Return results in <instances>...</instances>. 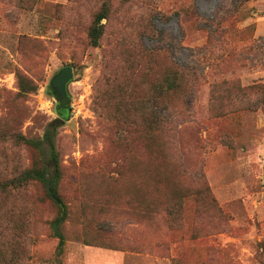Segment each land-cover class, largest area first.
<instances>
[{
    "label": "rangeland",
    "instance_id": "1",
    "mask_svg": "<svg viewBox=\"0 0 264 264\" xmlns=\"http://www.w3.org/2000/svg\"><path fill=\"white\" fill-rule=\"evenodd\" d=\"M241 1L0 0V183L42 165L14 136L42 137L61 120L63 264H264V105L254 90L230 97L223 85L264 84V0L239 9ZM106 2L94 47L89 33ZM175 65L193 75L188 96L169 98L162 158L122 122H140L131 113ZM65 66L74 80L62 118L49 83ZM18 74L38 90L22 95ZM151 170L161 174L159 191L149 188ZM144 197L160 204L150 219L135 208ZM83 201L98 221L95 240L132 249L86 245ZM57 215L38 182L0 195L3 225L12 216L16 227L0 241L19 250L18 264H56Z\"/></svg>",
    "mask_w": 264,
    "mask_h": 264
},
{
    "label": "trees",
    "instance_id": "2",
    "mask_svg": "<svg viewBox=\"0 0 264 264\" xmlns=\"http://www.w3.org/2000/svg\"><path fill=\"white\" fill-rule=\"evenodd\" d=\"M249 0L241 1V5L239 9H241L245 3ZM110 13V5L109 3H105L101 10L96 14L93 26L89 33V39L92 46L97 47L104 33V24L103 20L109 17ZM251 28H249L250 30ZM193 72L191 69L175 65V68L166 74L162 81L155 86H153L151 93L152 96L146 100L141 101L142 106L141 109L135 110L131 114L134 116H138L140 122L132 121L130 118H127L122 122V125H127L130 130H134L135 142L143 143L146 149L149 151L152 156H159L165 158V144L163 143L164 136L168 139L169 133V116L167 112L169 111V98L176 97L177 94L184 95L189 94V90L187 87V83L190 80ZM18 86L20 93L24 96L34 93L38 90L37 86L33 84V82L22 75H17ZM233 81H224L223 85H232V90H226L225 93L232 97L233 93L236 94H246L249 90H254L256 93H260L261 100L260 104L264 105V84H256L243 87L240 84L230 83ZM219 86V84H217ZM217 87V86H216ZM215 88V87H214ZM124 97L122 96V99ZM251 106H243L241 110H250ZM69 111L68 107L63 109H59L58 113L60 117L66 118V115ZM131 112V111H130ZM226 112H220V115H225ZM61 120L55 119L46 127L44 134L39 138H31L28 139L22 134H18L14 136V139L20 144H26L33 149L37 150L42 159L41 166H35L30 169H27L23 174L19 177L14 178V180L0 183V195H7L12 191L19 190L26 186L29 182L35 181L40 183L45 192V196L49 199L57 208L58 215L56 218L51 221V229L54 232L55 236L59 239L58 247H57V259L56 264H63L62 256L65 252V239L63 234L60 231V227L68 218V208L63 200L60 193V184L63 180V172L60 163L59 152L57 149V135L58 130L61 127ZM150 182L149 188L151 190L159 191L160 185L163 184L161 174L159 170H151L150 172ZM151 196V195H149ZM184 196L181 195L174 200L176 201L175 206L168 210V217L171 219L178 218V203ZM159 203L153 200L147 201L146 198H138L136 201V210H140V212L146 218H152L153 216L160 213L161 209L159 208ZM82 212H83V224H84V242L88 246H100L110 248L115 251L124 250L126 247L120 244H114L113 242H105L104 240H95L93 234L91 233V227H98V221L93 216L91 209L89 207V202L83 201L82 203ZM135 217L138 218V215ZM10 224L15 225V220L12 216L8 218ZM3 217L0 216V237H3V231H15L16 235V227L12 226L11 228L3 225ZM13 235V236H14ZM5 243L0 241V264H10V262H14L11 264H18V260L16 254L18 253V249L14 247L10 248L9 252L5 249ZM132 249V248H126ZM133 251V250H132ZM10 253V254H9ZM8 256H11L8 258ZM177 259L173 260V263ZM177 263V262H176Z\"/></svg>",
    "mask_w": 264,
    "mask_h": 264
},
{
    "label": "water",
    "instance_id": "3",
    "mask_svg": "<svg viewBox=\"0 0 264 264\" xmlns=\"http://www.w3.org/2000/svg\"><path fill=\"white\" fill-rule=\"evenodd\" d=\"M74 80L72 66L61 68L50 80L49 90L58 102V110L65 108L63 105L69 99V84Z\"/></svg>",
    "mask_w": 264,
    "mask_h": 264
},
{
    "label": "flooded vegetation",
    "instance_id": "4",
    "mask_svg": "<svg viewBox=\"0 0 264 264\" xmlns=\"http://www.w3.org/2000/svg\"><path fill=\"white\" fill-rule=\"evenodd\" d=\"M68 91H69V88H68ZM69 95H70V92H69ZM63 106L69 108V99H67V101L64 103ZM57 108H58V107H57Z\"/></svg>",
    "mask_w": 264,
    "mask_h": 264
}]
</instances>
